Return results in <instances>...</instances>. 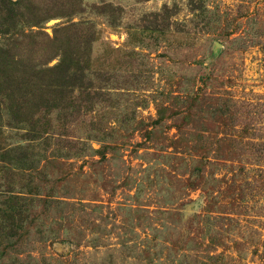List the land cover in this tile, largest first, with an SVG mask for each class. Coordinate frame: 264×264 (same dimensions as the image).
Masks as SVG:
<instances>
[{
	"label": "rangeland",
	"instance_id": "rangeland-1",
	"mask_svg": "<svg viewBox=\"0 0 264 264\" xmlns=\"http://www.w3.org/2000/svg\"><path fill=\"white\" fill-rule=\"evenodd\" d=\"M0 264H264V0H0Z\"/></svg>",
	"mask_w": 264,
	"mask_h": 264
},
{
	"label": "trees",
	"instance_id": "trees-1",
	"mask_svg": "<svg viewBox=\"0 0 264 264\" xmlns=\"http://www.w3.org/2000/svg\"><path fill=\"white\" fill-rule=\"evenodd\" d=\"M33 22L40 23V19H37L36 21H33ZM78 61H79L78 59L74 60L67 66L69 74L67 73V75L64 78L67 81V83H65V81L63 83H59V86H61V88L66 91V94L61 99V101H62V113L65 112L69 115L71 113H73L75 111V109H78L79 105L78 104L75 105V103H73L72 100L68 101V97H67L69 95L68 93H70L72 90L71 91L66 90L65 88H68V87L70 88L71 86H74V85L69 84L68 81L71 80L72 78H74L75 80H80V79L82 80V78H83V80L85 81V77H86V75L83 72H82V74L79 72V66L80 65H79ZM79 77H81V78H79ZM74 84L76 86L79 85L77 82H75ZM16 162L17 161L14 162V165L17 164ZM11 207H12V209H11L12 211L15 210L14 205H11ZM19 209L22 211L23 208L21 206L17 207L16 211H18ZM12 221H13V219H12Z\"/></svg>",
	"mask_w": 264,
	"mask_h": 264
}]
</instances>
